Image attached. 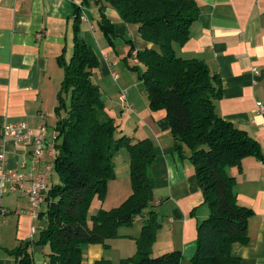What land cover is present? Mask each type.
Here are the masks:
<instances>
[{
    "label": "trees",
    "instance_id": "obj_1",
    "mask_svg": "<svg viewBox=\"0 0 264 264\" xmlns=\"http://www.w3.org/2000/svg\"><path fill=\"white\" fill-rule=\"evenodd\" d=\"M101 1L109 3L122 22L136 25L140 38L150 44L136 51L130 45L124 60L131 63L132 53H136L138 64L133 68L142 66L139 79L145 85L149 109L165 112L174 140L172 150L183 156L186 148L187 159L195 167L209 214L197 223L196 249L189 264H246L231 255L230 247L248 243V220L253 211L237 204L235 179L226 175L225 168L239 170L242 159H259L260 148L245 131L216 114L215 103L222 97L218 76L203 61L174 53V44L183 46L188 41L190 27L198 18L195 0H96L97 5ZM85 2L74 5L70 56L57 58L63 70L54 108L57 134L52 170L57 172L58 183L44 193L45 210L39 215H47L48 225L35 244L49 246L47 264H82L83 247L106 246V241L121 237V226L142 216L140 233L133 239L136 252L121 263L180 264L179 251L151 256L159 222L153 210L154 181L149 169L157 155L148 138L121 134L106 110L102 92L92 80L98 58L79 37ZM98 12L99 27L111 45L113 25L102 4ZM57 140H61L59 145ZM121 148L129 156L131 194L118 207L97 210L89 225L88 208L95 197L103 201L108 182L115 176L113 159ZM30 244L8 251L14 264H32L27 251Z\"/></svg>",
    "mask_w": 264,
    "mask_h": 264
},
{
    "label": "crops",
    "instance_id": "obj_2",
    "mask_svg": "<svg viewBox=\"0 0 264 264\" xmlns=\"http://www.w3.org/2000/svg\"><path fill=\"white\" fill-rule=\"evenodd\" d=\"M79 2L0 0V129L25 123L37 132L41 125L56 123L55 97L63 78L57 58L62 54L67 59L70 56L74 5ZM195 2L198 18L190 27L188 41L183 46L174 44V53L183 59L203 61L209 72L218 76L222 97L215 103L216 114L245 131L259 145V159L246 157L239 170L226 167L225 173L235 179L237 204L253 211L248 220V243L232 244L230 253L246 264H264V113L257 107L261 104L264 110V0ZM100 4L104 6L106 17L114 23L115 34L129 37L127 41L131 43L125 45L123 59L130 45L134 51L150 47L140 38L136 25L122 23L109 3L101 1L97 6ZM82 8L81 16L85 20L79 23V37L89 45L88 27L94 39L97 33ZM82 24L87 28L84 29ZM96 48L94 53L102 70L118 74L117 63L111 59L115 53L113 41L111 48ZM125 100L124 104L120 103V113L127 114L126 121L135 126L138 138L152 141L157 155L149 169L154 181L153 202L159 208V228L151 256L179 251L182 255L180 264H189L196 249L197 223L209 214L197 184L195 167L187 159L186 148L182 151L183 156L172 150L174 140L163 110L152 112L144 101L145 96L144 100H136L129 98L126 92ZM52 145L46 147L38 172L52 165ZM0 153L4 154L7 168L12 171L20 170L21 165L29 161L28 148L1 137ZM29 169L27 166L23 171L27 173ZM116 170L107 187L113 197L108 205L104 201L98 202L97 210L118 207L131 194L129 171ZM51 185L50 175L47 189ZM2 209L5 213L0 216V264H14L8 250L29 241L27 251L31 255L33 244L39 239L37 235L46 229L47 215H39L45 210V203L32 214L26 195L19 192L0 196V212ZM120 236L106 241V246L83 247L82 264L110 262L108 258L112 256L106 254L109 243L119 254L113 260L132 257L136 249L133 239L138 234L131 236L132 240L124 233ZM48 253L36 257L38 264H47Z\"/></svg>",
    "mask_w": 264,
    "mask_h": 264
},
{
    "label": "rangeland",
    "instance_id": "obj_3",
    "mask_svg": "<svg viewBox=\"0 0 264 264\" xmlns=\"http://www.w3.org/2000/svg\"><path fill=\"white\" fill-rule=\"evenodd\" d=\"M98 8L99 7L97 6L96 0H86V2L83 5V8H82L85 15H87V17L89 18V24L93 25V27H94V33L95 34L97 33V35H96L97 38L95 37V39H94L93 38V32H91V30L88 27L89 41H90L89 46L93 52H95L94 48L97 50L96 47H99V48H102V47L111 48L112 47V44L110 45L108 38L104 35V33L101 31V29L99 27V24L97 21V20H99ZM110 22L113 25V33H114V36L111 37V41H113V45L115 47V53L111 56V59L117 63V68L115 70L119 74V80L114 81L110 76L111 73L110 74L107 73L109 71L102 70V65L100 63L98 65L97 69L94 71L93 79L96 82V84L98 85V87L101 89L102 94H103L102 99L105 102L106 110H107L108 114L113 117L114 123L120 127V129L122 131L120 133L125 134L128 137L138 139V137L136 136L137 132H136L135 126L132 125L131 123H129L128 121H126V115L127 114H125V112H123V111H122V113H120L121 105H120V102L118 101V94L120 91H126L129 98H135L136 100H138V99L144 100V96H145L144 101L146 102V105L148 106V100L149 99H147V92L145 90V85L139 79V73L142 69V66L138 65V68L135 69V68H133V64L127 63L126 60H124L122 58V53L124 51L123 49H124L125 45L128 44L127 39H129V37H123V38L118 37L114 32V23L112 21H110ZM122 23H124V22H122ZM124 24H126V23H124ZM82 25H83L84 29L87 28V25H84V24H82ZM127 25H131V24H127ZM99 57H101V56H99ZM58 91H59V88H58ZM58 91H57V93H58ZM57 93H56V96H57ZM55 102L57 103L56 97H55ZM56 105L57 104H55V106ZM45 129H46L45 139H46L47 147H48V145L54 143V139L56 137L57 131L55 130V124L54 123L46 124ZM60 143H61V140H57V145H59ZM128 157L129 156H128L126 149L121 148L118 151V153L115 155V157L113 159L114 164H115V169H117L116 171H118V172L129 171L128 170V162L125 163L126 160L128 159ZM50 175H51L52 185L58 183V176H57L56 170H53L52 172H50ZM130 190H131V188H130ZM112 197H113V192L110 191L108 193V191H107L103 201L107 202V205H108V203H110ZM98 202L100 203L101 201H99V199L97 197L93 198L92 202L88 208L87 222L89 223V225H91V216L94 215L98 209L97 208ZM112 207L113 206H108V209H111ZM158 209L159 208H156V206L153 207V210L157 212V216L159 213ZM142 220H143L142 216H137L131 225L121 226L118 229L119 234L124 233L128 237L129 240H132V238L135 237L137 234L139 235L140 230H141V226H142L141 225ZM39 236H40V233L37 235V239L39 238ZM131 236H132V238H131ZM126 242H128V241H126ZM16 248H17V246H16ZM13 249H15V248H13ZM13 249H11V250H13ZM31 250H32V253H31L32 264H38V260L36 258L38 255L42 256V253L50 252L49 246L48 245H42V244H40V245L33 244V247ZM8 251H10V250H8ZM120 251L121 250H119V252ZM107 252L108 253H106V254H110L112 256V258H108V260H110V262L107 261V262H104L103 264H123V263H121V258H118V261L113 260V258L114 257L116 258V256L119 254L116 253V249L110 243H109V247L107 248ZM135 252H136V249H135ZM8 254H9V252H8ZM129 256H131V254H129Z\"/></svg>",
    "mask_w": 264,
    "mask_h": 264
},
{
    "label": "built area",
    "instance_id": "obj_4",
    "mask_svg": "<svg viewBox=\"0 0 264 264\" xmlns=\"http://www.w3.org/2000/svg\"><path fill=\"white\" fill-rule=\"evenodd\" d=\"M81 20H85V18L82 16ZM137 59L136 53L133 52L131 63L138 64ZM111 77L116 81L118 74L112 72ZM125 95L126 91H121L118 95V100L122 104L126 101ZM257 107L260 113H264L261 104H258ZM45 131V125L39 126L37 132H34L25 123L7 125L3 129H0V137L3 140H12L15 145H21L29 149V161L23 163L20 170L15 171L7 168L5 156L3 153H0V196L23 192L28 199L32 214L43 203L44 193L47 191V180L52 171V165H47L43 170L38 172V166L43 161L44 152L47 147ZM51 154L54 157L53 145ZM27 166L30 169L26 173L23 170ZM4 213L2 210L0 216H3Z\"/></svg>",
    "mask_w": 264,
    "mask_h": 264
}]
</instances>
